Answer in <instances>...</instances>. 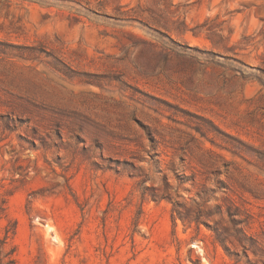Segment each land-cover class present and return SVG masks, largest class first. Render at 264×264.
<instances>
[{
  "label": "rangeland",
  "instance_id": "1",
  "mask_svg": "<svg viewBox=\"0 0 264 264\" xmlns=\"http://www.w3.org/2000/svg\"><path fill=\"white\" fill-rule=\"evenodd\" d=\"M0 264H264V0H0Z\"/></svg>",
  "mask_w": 264,
  "mask_h": 264
},
{
  "label": "bare ground",
  "instance_id": "2",
  "mask_svg": "<svg viewBox=\"0 0 264 264\" xmlns=\"http://www.w3.org/2000/svg\"><path fill=\"white\" fill-rule=\"evenodd\" d=\"M38 50H39V52H41V54L45 51V50L42 48V46H39V47H38Z\"/></svg>",
  "mask_w": 264,
  "mask_h": 264
}]
</instances>
